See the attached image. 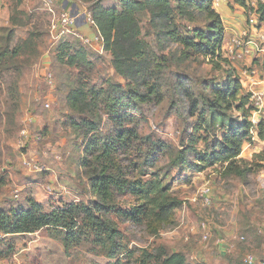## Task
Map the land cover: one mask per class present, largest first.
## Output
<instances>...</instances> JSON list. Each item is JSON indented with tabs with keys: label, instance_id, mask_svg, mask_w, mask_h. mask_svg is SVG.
<instances>
[{
	"label": "rangeland",
	"instance_id": "1",
	"mask_svg": "<svg viewBox=\"0 0 264 264\" xmlns=\"http://www.w3.org/2000/svg\"><path fill=\"white\" fill-rule=\"evenodd\" d=\"M88 1L0 0V53L4 55L14 48L18 52L14 59L8 61L6 57L7 62H1L0 209L26 206L27 198L40 203L45 211L75 205L93 207L97 201L79 165L81 157H90V153L84 150V139L72 124L79 115L67 103L78 69L60 57L64 43L71 41L81 47L91 60L93 66L83 69L85 83L109 89L108 80L122 84L123 80L114 72L110 53L100 51V45L83 44L72 34L56 38L53 31L63 10L76 4L89 11ZM103 1L105 5L116 4V0ZM246 3L248 8L225 0L213 7L224 20L225 16L232 17L234 31L224 26L223 57L240 80L243 92L251 94L252 90H264L263 54L256 49L244 52L233 44V39L240 38L244 49L248 40L264 47L256 33L264 34V20L258 21L256 15L254 28L248 21L251 11L264 0ZM191 17L194 24L203 25L199 14ZM140 27L145 54L142 73L134 81L140 92L145 91V81H153L160 100L137 109L122 104L114 114L120 116L130 133L162 143L166 152L157 161L145 160L139 146L126 140L117 148L115 162L131 181H147L154 175L164 181L169 194L181 201L172 223L157 234L150 233L144 222L134 217L136 196L129 190L117 191L115 207L102 216L109 220L102 228L91 226L78 210L77 227L67 239L51 228L30 234L0 233L4 251L0 264H139L145 253L150 255L147 264H160L158 257L163 251L181 252L191 264H243L246 254L264 259V160L259 156L264 142L253 132L243 143L237 165L248 164L250 172L244 177L224 176V164L200 171L195 162L179 163L192 127L199 123L196 115H189L195 92L201 80L223 83V72L214 69L208 58L193 52L182 54L181 46L164 34L167 22L146 12L140 14ZM47 74L51 75V83ZM174 82L179 98L172 94ZM175 101L181 112L172 108ZM106 112L100 102L101 129L114 134L117 120ZM198 132L204 137L203 129ZM194 148L203 150L204 142L199 139ZM204 188L209 189L208 196L202 193ZM205 232L208 238L203 240Z\"/></svg>",
	"mask_w": 264,
	"mask_h": 264
},
{
	"label": "trees",
	"instance_id": "2",
	"mask_svg": "<svg viewBox=\"0 0 264 264\" xmlns=\"http://www.w3.org/2000/svg\"><path fill=\"white\" fill-rule=\"evenodd\" d=\"M212 1L116 0L113 5H105L103 0L88 1V10L92 17L89 27L103 38V51L110 53L114 72L123 80V84L108 80L109 89L103 85L85 83L83 69L93 66L91 60L81 47L74 46L71 41L64 43L65 50L60 57L65 58L63 60L68 66L78 69L75 87L71 88L66 96L67 103L70 109L79 115L72 124L84 139V150L90 153V157H81L79 165L84 168L97 201L93 207L75 205L45 211L40 203L27 198L26 206L0 209V233L30 234L42 228H51L59 232L58 235L61 234L62 239H67L69 232L77 227L78 210L91 226L102 228L109 222L102 216L115 207V193L126 190L136 196L134 217L143 221L150 233L157 234L163 226L172 223L174 211L181 201L169 194V187L164 181L156 175L147 181H131L124 177L121 166L115 162L117 148L123 146L126 140L131 145L139 146L140 154L144 155L145 160L157 161L159 156L165 155L166 152L162 143L154 142L136 132L130 133V128L123 124L120 116L114 114L122 104L129 109H137L145 103L160 100V93L153 81H145L144 92L137 90L134 81L135 76L142 73V59L145 54V43L140 38L141 13L148 12L152 18L167 22L168 27L164 34L168 40L181 46L182 54L193 52L208 58L214 69L223 72V83L213 79L201 80L200 89L195 92L189 115H196L199 123L198 126L192 127V132L187 138L188 143L181 151L179 163L195 162V167L200 171L217 163L224 164V176L244 177L250 172L248 164L241 167L237 165V160L243 143L252 137L253 132L264 142V120L257 124L250 120V93L243 92L240 80L233 75L226 58L223 57L224 24ZM233 2L248 8L246 0ZM258 5L259 8L253 12L258 21L264 20V3ZM193 13L201 16L202 26L193 23ZM176 17L177 20L174 21ZM17 55L15 48L4 55L3 52L0 53V71L1 62H7L4 60L6 57L10 61ZM222 63L224 67H221ZM172 75L178 77L177 73ZM172 89V94H177L175 82ZM100 102L104 104L106 115H114L112 117L117 120L114 134L103 132L101 129ZM172 108L175 112H181V107L176 101ZM199 129L204 130V137L198 132ZM199 139L204 142V149L196 151L194 147ZM190 153L192 159L189 158ZM259 156L264 160V145ZM115 232L112 228V234ZM3 254L4 251L0 247V257ZM148 257L150 255L145 253V258L139 264H147ZM158 258L160 264H191L181 252L163 251Z\"/></svg>",
	"mask_w": 264,
	"mask_h": 264
},
{
	"label": "built area",
	"instance_id": "3",
	"mask_svg": "<svg viewBox=\"0 0 264 264\" xmlns=\"http://www.w3.org/2000/svg\"><path fill=\"white\" fill-rule=\"evenodd\" d=\"M48 2L51 0H47ZM225 0H213V6L214 7H219L221 4H223ZM253 12V11H251ZM78 16L83 17V22L90 26L92 24V17L89 11L87 10H82L81 14H75L72 13L68 10H63L58 19L57 22L53 25V31L56 35V38H61L62 36H66L68 34L75 35L76 37L80 38L81 42L83 44L87 45H93L97 44L100 45V51L103 49V38L98 32H94L92 34H83L81 33L76 25L78 24ZM249 23L251 24V27L254 28V25L257 23V18L255 13H251L248 19ZM255 30V29H254ZM258 37L263 41L264 43V34L256 32ZM233 44L243 50L244 52H249V50L256 49L260 51L263 54L264 58V47H258L257 44L254 42V40H248L246 42V45L248 46L247 48L244 49L243 46V41L240 38H234L233 39ZM230 51L232 52L233 50L230 48ZM47 78L49 83H51V75L47 74ZM250 100H251V105H252V111H251V116L250 120L253 124H257L260 120H264V90L257 89V90H252L250 94ZM23 135H27V132L23 131ZM209 189L204 188L202 189V193L206 194L208 196ZM206 201H208V197H206ZM203 240H206L208 238V233L205 232L202 235ZM243 264H264V259L259 260L254 257L252 254H246L243 258Z\"/></svg>",
	"mask_w": 264,
	"mask_h": 264
},
{
	"label": "crops",
	"instance_id": "4",
	"mask_svg": "<svg viewBox=\"0 0 264 264\" xmlns=\"http://www.w3.org/2000/svg\"><path fill=\"white\" fill-rule=\"evenodd\" d=\"M68 11L72 12V13H75V14H81L82 10L83 9H80L76 4H72L70 8L67 9ZM225 14H227L226 10L223 8L222 10ZM222 19H223V16L221 15ZM228 17H229V20H228ZM225 20L223 19V22H224V26H225V29L226 28V24L228 25L229 27V30H232L234 31V29H232L231 27L232 26H235V24L231 23L232 20V17L230 16H225ZM78 24L76 25L77 29L79 31H81V33L83 34H92L93 31L92 29L83 22V17L82 16H78ZM226 22V23H225Z\"/></svg>",
	"mask_w": 264,
	"mask_h": 264
}]
</instances>
